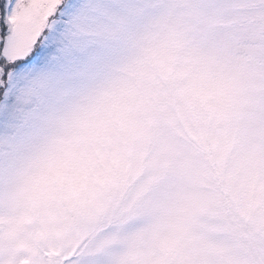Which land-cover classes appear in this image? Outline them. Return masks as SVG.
I'll return each instance as SVG.
<instances>
[{
  "label": "snow or ice",
  "instance_id": "snow-or-ice-1",
  "mask_svg": "<svg viewBox=\"0 0 264 264\" xmlns=\"http://www.w3.org/2000/svg\"><path fill=\"white\" fill-rule=\"evenodd\" d=\"M0 264H264V0H0Z\"/></svg>",
  "mask_w": 264,
  "mask_h": 264
}]
</instances>
